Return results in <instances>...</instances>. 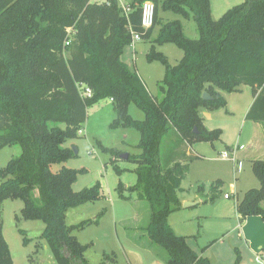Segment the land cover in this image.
Here are the masks:
<instances>
[{
  "label": "trees",
  "instance_id": "trees-1",
  "mask_svg": "<svg viewBox=\"0 0 264 264\" xmlns=\"http://www.w3.org/2000/svg\"><path fill=\"white\" fill-rule=\"evenodd\" d=\"M145 1L155 7L149 29L141 26ZM130 7L126 17L118 0H0V149L21 148L0 168V264H15L2 230L1 209L7 199L23 202L17 220L44 222L41 236L57 264H89L84 253L90 245L81 243L73 231L97 224L104 211L71 225L66 213L97 201L102 187L97 181L75 191L78 171L63 163L77 156L65 143L77 137L88 109L102 100H112L117 112L112 128H135L140 137V152L126 159L137 165L136 182L130 187L119 183V198L128 200L135 193L148 204L147 224L141 229L151 244L165 251V264H210L192 247L195 236L175 234L167 217L181 208L178 192L188 170L185 146H213L221 138V129L205 127L200 109L226 108L221 92H238L246 85L253 102L245 119L264 125V0H244L218 19L211 15L210 0H133ZM160 12L192 18L198 37L186 36L179 18L162 23ZM156 25L146 58L164 67L160 99L121 59L132 44L131 32L148 40ZM167 43L183 51L174 65L156 50ZM80 84L91 89L89 97H81ZM204 92L209 100L202 98ZM130 103L144 113L142 120L131 117ZM101 149L116 159L123 153ZM54 164L61 166L52 170ZM251 170L260 185L244 192L237 211L264 220V160H252ZM219 186H210L205 202L216 199ZM202 189L197 192L202 194Z\"/></svg>",
  "mask_w": 264,
  "mask_h": 264
},
{
  "label": "rangeland",
  "instance_id": "rangeland-1",
  "mask_svg": "<svg viewBox=\"0 0 264 264\" xmlns=\"http://www.w3.org/2000/svg\"><path fill=\"white\" fill-rule=\"evenodd\" d=\"M96 1L101 2L103 0ZM231 1L235 3L230 7L243 2V0ZM160 16L162 23L169 19L180 18L172 12H160ZM183 25L186 36L190 38L198 37L196 24L192 18L184 20ZM159 26L156 25L154 27L151 39L139 40L133 43L135 45V53H133L132 45H129L124 48L121 56V59L131 69H136L139 72L153 94H157L159 91L158 80L163 76L164 67L159 61L149 62L146 55L150 51L152 40L156 36ZM156 50L162 52L172 65L176 64L183 55V51L172 43L156 47ZM239 89L238 92L227 95L228 106L226 108L228 110L226 108L218 109L219 112H214L212 120L207 121V125L211 129L219 128L222 130L221 139L223 144L217 146L218 151H213L210 148L212 154L207 155V157H192L191 160L187 157L188 170L182 180L181 188L183 190L179 192V196L189 202L200 200L197 190L201 185L208 191L211 185L219 182V193L215 203L222 204L225 202L228 205H233L239 201L247 189L259 187L260 185L251 170L250 157H260L263 154L254 153L251 149L252 146L246 145L251 136L249 131L251 124L249 121L245 125L242 124V111L251 101L252 94L249 86L241 85ZM221 93L226 94L225 92ZM128 112L134 119L142 120L144 118V113L133 103L129 104ZM116 116L117 112L110 100L100 101L88 109L87 118L81 125L82 134L77 133L76 138L65 143L66 146H74L77 149V156L63 163V165L78 171L73 189L78 191L84 187L92 186L97 181L100 182L102 187L101 197L97 201L81 204L69 209L66 213V223L71 225L86 219L96 218L99 213L104 211L98 225H91L84 229L73 231L80 242H94L85 253L89 264H106L107 262V264H126L121 251L117 247L115 252L102 253L100 250L104 246H108L106 244L113 245L114 243L113 219H131L136 210V206L131 201L119 198L116 188L119 183L125 187L135 184L137 165L126 159H116L110 153L103 152L101 149V146H104L118 149L123 153L137 154L140 152L138 148L140 138L138 130L122 127L112 128L111 124ZM56 125L64 128L62 123ZM257 143L255 142V144ZM225 145L234 146L238 149L241 159L236 161V163L229 159H222L220 152L224 149L230 150ZM20 152L21 148L18 145L0 149V168L4 167L11 158L17 157ZM164 154H166L165 151ZM162 163H167L165 158H163ZM60 166L61 164H54L51 169L57 170ZM115 167L121 171L118 173ZM124 193L129 194L127 190H124ZM225 193L232 195L229 200L224 198L223 195ZM194 199L196 201H193ZM143 202L147 205L145 201ZM22 206L23 202L20 199H7L3 202L1 209L3 236L8 243L14 263L57 264L46 240L41 236L45 226L44 222L41 220L16 219V216H20ZM212 207V204L200 203L192 209L203 212ZM121 220L117 221L119 237L124 238L127 235L126 233L139 235L141 230L139 225L124 228L120 224ZM103 230L109 231L110 235L102 238ZM24 239H26V242H24ZM224 253L227 256V252Z\"/></svg>",
  "mask_w": 264,
  "mask_h": 264
},
{
  "label": "crops",
  "instance_id": "crops-1",
  "mask_svg": "<svg viewBox=\"0 0 264 264\" xmlns=\"http://www.w3.org/2000/svg\"><path fill=\"white\" fill-rule=\"evenodd\" d=\"M132 1L133 0H118L119 5H130ZM229 1L231 0H210L211 15L214 19H218L220 16H222V14L226 12L233 3H235ZM179 19L181 20L182 24L183 21L186 20L183 18ZM131 45L133 48V53H135V45ZM161 46L162 45H158L156 47ZM135 71L149 90L144 78L136 69ZM161 79L158 81L160 82ZM149 92L152 95L156 96L158 99H160L162 96L160 91H158L157 94H153L150 90ZM231 93H223L227 102L226 106H228L227 95ZM252 102L253 97L248 106L242 111L243 125H245L249 121L245 119V115ZM215 111L217 112L218 110ZM215 111L200 109V116L203 118V123L207 129H211V127L207 125V121L212 120ZM229 112L234 113L233 111ZM249 122L251 124L249 130L251 136L249 137L248 143H246V145H251V149L254 153L263 154V156L260 157L251 156L250 162L257 159L264 160V125L253 121ZM255 142L258 143L255 144ZM219 144H223L221 138L219 141L214 142L213 146L209 143L199 142L192 145H187L184 148L185 156L186 158L195 155H199L201 158L203 156L207 157V155L212 154L211 149L213 151H218L217 146ZM229 149L232 152V157H234L233 162L236 163V161H239V159H241V154L239 153V150L234 146H230ZM197 193L200 197V200L197 201L193 206L183 207V203L187 202L188 200L180 197L178 192V197L181 202V208L170 213L167 217L168 225L175 234L183 236H195V240L191 243L192 247L200 253V256L206 257L209 260L210 264H241L244 262L252 261L258 254L264 257V220L261 218V216L251 215L242 217L237 211L236 204L238 201L233 205H228L225 202H223L222 204L215 203V200L213 202H205L204 196L210 194V188L208 191L203 188L202 194H200L199 192ZM131 195L132 196L127 201H131L136 206L135 214L131 217V219L118 220H121L120 224H122L124 228H129L134 225H139V227L141 228L145 227L149 215V207L147 206L148 204L146 205L143 201L137 200L135 198V193H132ZM231 196L229 198H231ZM229 198L225 199L229 200ZM193 201H196V199H194ZM200 203H209L212 204L213 207L203 212H198V210L192 209L198 206ZM262 205L264 207V203ZM118 220L117 218L113 219L112 231L114 243L113 245L106 244L108 246H104V248L100 250L102 253L109 251L115 252L117 247L121 251L126 264H165V251L161 247L151 244L144 230L141 229L139 235H131L129 233H126L127 235H125L124 238L119 237V234L117 232ZM99 222L100 219L97 224L92 225H98ZM109 235V231L103 230L101 237L106 238ZM92 243L94 244V242H86L83 244H89L90 246H92ZM90 246L88 247V249L90 248ZM224 252H227V256ZM85 258L88 261V258Z\"/></svg>",
  "mask_w": 264,
  "mask_h": 264
},
{
  "label": "built area",
  "instance_id": "built-area-1",
  "mask_svg": "<svg viewBox=\"0 0 264 264\" xmlns=\"http://www.w3.org/2000/svg\"><path fill=\"white\" fill-rule=\"evenodd\" d=\"M120 6V11L121 14L128 17V14L132 11L131 7L129 4L126 5H119ZM154 15H155V7L154 4L151 1H145L141 5V26L144 29H149L154 25ZM131 40L132 44L135 43L136 41L141 40L139 35L136 33L131 32ZM65 45H68V42H65ZM78 89L80 91L81 97H89L92 94V91L89 87H86L84 85H79ZM112 101V100H110ZM78 134H82V129L78 131ZM220 157L222 159H229V160H234V157H232V152L230 150L224 149L223 151L220 152ZM231 194H224V198H229ZM241 264H264V257L262 255L258 254L254 257V259L250 262H244Z\"/></svg>",
  "mask_w": 264,
  "mask_h": 264
},
{
  "label": "water",
  "instance_id": "water-1",
  "mask_svg": "<svg viewBox=\"0 0 264 264\" xmlns=\"http://www.w3.org/2000/svg\"><path fill=\"white\" fill-rule=\"evenodd\" d=\"M202 98L205 99V100H209L211 97H210V95L208 93L204 92L202 94ZM72 150H73L74 154H77L76 147L73 146L72 147ZM128 154L129 153H122V154H120V159H127L128 158ZM195 204H196V202H184L183 203V207H190V206H193Z\"/></svg>",
  "mask_w": 264,
  "mask_h": 264
}]
</instances>
